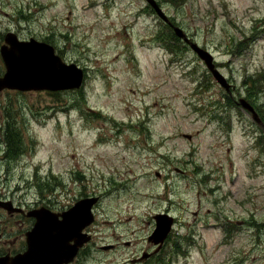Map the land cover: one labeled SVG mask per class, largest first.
<instances>
[{"label":"rangeland","instance_id":"1","mask_svg":"<svg viewBox=\"0 0 264 264\" xmlns=\"http://www.w3.org/2000/svg\"><path fill=\"white\" fill-rule=\"evenodd\" d=\"M154 1L171 24L147 0H0V78L10 32L85 73L0 91V194L61 212L98 198L81 264H264V0ZM161 213L175 223L155 245Z\"/></svg>","mask_w":264,"mask_h":264},{"label":"water","instance_id":"2","mask_svg":"<svg viewBox=\"0 0 264 264\" xmlns=\"http://www.w3.org/2000/svg\"><path fill=\"white\" fill-rule=\"evenodd\" d=\"M147 2L155 8L158 15L163 20H165L166 23L171 24L169 19H167L163 11L158 7L157 3L154 0H147ZM174 29L179 37L185 38L186 35L180 28L174 27ZM5 41L7 42V44L1 47V55L5 63L6 73L3 77L0 78V91L10 89L18 91L49 90L56 92L61 90H77L82 87L85 78L84 70L76 64L66 63L59 55L56 54V49L53 46L44 42H39L33 38L30 39V41H20L12 32L7 34ZM186 41H188L187 38ZM190 46L192 50L195 51L199 55V57L205 61L207 67L219 82V84L228 89L229 86L227 84L226 78L215 68V65L213 63V56L211 55V53L201 48L195 42L190 43ZM26 48L34 50L42 58L43 61L37 62V60L33 57H22L21 63L16 60V58H19V54L17 51ZM31 81L32 85L36 84L37 86L27 87L26 84ZM240 102L241 105L246 110L250 111L253 114L254 118L258 120V114L255 108L251 106L245 99H241ZM97 201V198H88L81 200L69 212H64L60 216L62 217V220H59V217L57 216L44 213L47 211L37 214V216H40L38 217V227L39 230L43 233L42 241L51 238L48 233L52 231L57 233L58 231L62 230V228H64L65 240L73 239L76 240V245L83 246L88 242L89 237L81 234V232L94 222L95 217L93 214V207L95 206ZM1 204L7 206L6 204ZM155 220L156 229L149 240L155 245H159L163 244L171 233L174 225V218L170 215L161 213L155 216ZM44 223H55L56 225L55 227H44L42 225ZM66 252L67 254L70 252V247H67ZM43 255L44 254H42V256ZM147 257L148 255H145V258Z\"/></svg>","mask_w":264,"mask_h":264},{"label":"flooded vegetation","instance_id":"3","mask_svg":"<svg viewBox=\"0 0 264 264\" xmlns=\"http://www.w3.org/2000/svg\"><path fill=\"white\" fill-rule=\"evenodd\" d=\"M84 199L86 198L81 200ZM44 204L46 203L36 204V206L29 205L16 201L11 195L0 194V264H81L82 251L87 250V247L92 244V240L83 246L76 245V240H65V229L62 228L57 233L53 231V233H48L51 238L42 241L43 233L38 227V217L40 216L37 214L47 211L44 213L57 216L59 220H62L60 216L64 213L58 208ZM42 225L55 227L56 224L44 223ZM90 226L86 227L81 234L92 237L90 231L92 227ZM67 247H70L68 254L66 252ZM42 254L44 255L42 256ZM145 255L142 259L140 258L141 260L137 259L135 262L144 264ZM150 257L152 255L148 254L147 258Z\"/></svg>","mask_w":264,"mask_h":264},{"label":"trees","instance_id":"4","mask_svg":"<svg viewBox=\"0 0 264 264\" xmlns=\"http://www.w3.org/2000/svg\"><path fill=\"white\" fill-rule=\"evenodd\" d=\"M7 136H8V142H9V145H7L8 149H9L8 154H10L11 151L16 150V148L19 144L20 134L14 126L9 125L8 131H7ZM18 149H20V148H18Z\"/></svg>","mask_w":264,"mask_h":264},{"label":"bare ground","instance_id":"5","mask_svg":"<svg viewBox=\"0 0 264 264\" xmlns=\"http://www.w3.org/2000/svg\"><path fill=\"white\" fill-rule=\"evenodd\" d=\"M91 240H92V239H91V237H89V240H88V242H87V243H89Z\"/></svg>","mask_w":264,"mask_h":264}]
</instances>
